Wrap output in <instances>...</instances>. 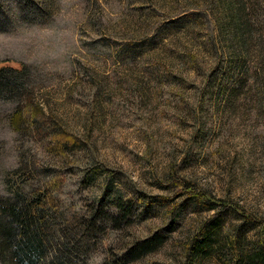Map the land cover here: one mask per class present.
<instances>
[{
  "label": "rangeland",
  "instance_id": "obj_1",
  "mask_svg": "<svg viewBox=\"0 0 264 264\" xmlns=\"http://www.w3.org/2000/svg\"><path fill=\"white\" fill-rule=\"evenodd\" d=\"M231 1L0 0V69L25 68L16 100H0V198L43 184L75 225L110 184L131 207L73 264H115L155 234L159 247L127 264H189L217 213L222 244L244 227L240 256L264 247V0H239L242 48ZM227 249L197 264H243Z\"/></svg>",
  "mask_w": 264,
  "mask_h": 264
},
{
  "label": "trees",
  "instance_id": "obj_2",
  "mask_svg": "<svg viewBox=\"0 0 264 264\" xmlns=\"http://www.w3.org/2000/svg\"><path fill=\"white\" fill-rule=\"evenodd\" d=\"M20 2L24 3L23 1ZM243 10L239 0H232L226 8L230 34L240 48L244 45L243 34L248 29ZM24 71L25 68L20 70L13 67L0 69V100H16V96L24 87ZM26 103L24 101L22 105ZM22 105L13 118L15 126L19 124L28 111ZM35 108L46 116L43 109L38 106ZM25 116L28 117L29 115ZM53 133L59 134L57 140L59 147L61 145L63 148H70L74 145V136L56 132V130ZM72 138L74 140H71ZM32 166L30 173L35 175L37 166L35 163ZM21 176H26V174ZM89 176L90 178L96 177L95 174L91 173ZM46 186H48L47 183ZM40 191L43 193H32L30 196L21 192H12L9 197L0 198V264H73L75 259L85 254L89 240L98 238L108 224L118 226L119 222L127 217V211L131 209L129 205L127 206L125 202L121 201V197L110 184L106 188L105 193H107L103 195L102 200L98 201L92 216L85 219H75L76 225L69 224V219H64L62 214L59 215L51 207L50 201L54 200L48 196L43 184H41ZM188 201L197 208L200 207L198 204L205 203L203 202L205 200H201L200 197L188 198ZM155 203L159 202L155 201ZM205 204L208 211L215 209L214 204L208 202ZM112 209L115 211L113 212ZM219 217L217 213L214 218L210 219L214 220L213 222L203 224L201 239L189 246L191 255L189 264L202 263L213 251L227 249L229 246L231 248L227 250L232 253L235 259L239 258V253H243L240 251L241 237L246 235L247 230L242 227L239 230L238 239L226 246L219 241L221 240L219 236L222 225V222L218 220ZM61 232L63 233L62 239L57 236ZM61 240H67V243H63ZM162 242L161 234H155L144 241L136 242L117 259L115 264H127L150 254ZM225 243H227L226 239ZM54 248L57 251H54ZM51 255L52 258L48 260V256ZM240 257L242 258V255ZM241 263L264 264V247H256L250 254L243 255Z\"/></svg>",
  "mask_w": 264,
  "mask_h": 264
}]
</instances>
